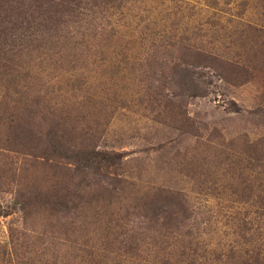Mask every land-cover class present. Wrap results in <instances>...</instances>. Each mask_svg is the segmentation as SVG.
Here are the masks:
<instances>
[{
  "label": "rangeland",
  "instance_id": "obj_1",
  "mask_svg": "<svg viewBox=\"0 0 264 264\" xmlns=\"http://www.w3.org/2000/svg\"><path fill=\"white\" fill-rule=\"evenodd\" d=\"M27 4L0 9V264H264V0Z\"/></svg>",
  "mask_w": 264,
  "mask_h": 264
},
{
  "label": "trees",
  "instance_id": "obj_2",
  "mask_svg": "<svg viewBox=\"0 0 264 264\" xmlns=\"http://www.w3.org/2000/svg\"><path fill=\"white\" fill-rule=\"evenodd\" d=\"M83 1L85 0H80V2H78L76 4V6L70 10H67L65 12H62V7L67 6L68 5V0H36V2L38 3L37 8L38 9H42V7L44 5H52L55 4V7L57 8V13H61V15L67 14H71L75 9H77L80 14L82 13L83 10H85V5L87 6V4H83ZM26 2H28V0H0V9L3 7H7V8H13V6L15 7V9H13L15 12L19 13L21 10L19 8H24L26 11V15H28L30 18H32V16L34 15L35 11H32L31 4H27L26 6ZM74 2V1H72ZM43 3L40 7L39 5ZM69 7V6H68ZM67 7V8H68ZM66 8V9H67ZM20 14V13H19ZM38 15H40V13H38ZM79 15V14H78ZM24 16V15H23ZM26 18V17H25ZM49 22V19L45 20V24H47Z\"/></svg>",
  "mask_w": 264,
  "mask_h": 264
}]
</instances>
